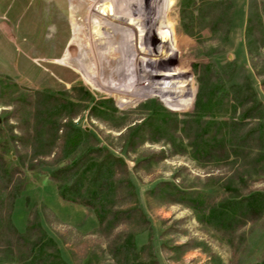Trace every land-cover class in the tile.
Returning a JSON list of instances; mask_svg holds the SVG:
<instances>
[{
  "label": "rangeland",
  "instance_id": "374dc122",
  "mask_svg": "<svg viewBox=\"0 0 264 264\" xmlns=\"http://www.w3.org/2000/svg\"><path fill=\"white\" fill-rule=\"evenodd\" d=\"M113 1L0 0V118L22 135L20 119L7 116L18 106L15 100L35 91L52 94L59 121L73 116L76 125L91 133L93 140L80 144L76 153L99 146L123 157L136 204L148 222H123L109 234L102 232L92 209L58 196L47 172L57 166L53 154L34 158L31 147L18 142L23 163L12 149L5 154L24 181L13 223L23 231L30 212L38 210L47 234L70 264H130L134 258L158 264H264V215L228 234L200 221L192 207L151 192L160 181L171 180L211 205L264 191V164L258 163L256 150L201 160L181 129L183 114L215 86L228 90L233 83H246L264 111V38L246 31L254 3L262 0H219L203 6L201 13L210 15L197 16L188 29L181 22L182 0H126L124 12L118 2L109 9ZM121 38L136 44V61L119 55ZM80 46L89 48L87 53L95 51L94 56L76 57ZM209 68L224 74L222 83L219 72ZM229 97L212 98L211 127L239 119L242 108L234 109ZM151 122L159 129L141 125ZM240 122L254 126L257 121ZM153 154L161 158H150ZM134 202L114 206L124 209ZM12 236L0 230V264H19L21 249ZM128 236L138 247L146 246L135 255L114 252Z\"/></svg>",
  "mask_w": 264,
  "mask_h": 264
},
{
  "label": "trees",
  "instance_id": "16d2710c",
  "mask_svg": "<svg viewBox=\"0 0 264 264\" xmlns=\"http://www.w3.org/2000/svg\"><path fill=\"white\" fill-rule=\"evenodd\" d=\"M219 0H182L180 16L182 25L188 29L197 16H208L201 13L203 6L209 7ZM195 10L197 13H194ZM200 11V12H199ZM201 13V14H200ZM264 0L255 2L253 11L248 17L246 31H255L264 38ZM210 69V68H209ZM209 71V70H208ZM208 71H203L207 75ZM217 81L222 83L223 73L220 70ZM226 76V75H225ZM264 82V81H263ZM264 84V83H263ZM222 85V84H221ZM203 92L202 102L194 105L190 113H184L181 129L194 157L201 160L225 159L231 156L246 155L256 150L258 163L264 164V116L261 102L248 92L247 84L233 83L228 90L225 87H213L209 94ZM230 95L234 101L233 108H242L239 119H224L212 126L208 113L213 110L212 98L222 100ZM3 92L0 91V99ZM56 98L49 93L35 91L33 95L15 100L17 107L7 112V116L20 119L22 135L14 133L13 126H5L0 118V230L13 236L19 251V264H70L65 260L58 245L43 227L38 210H33L27 219L25 229H17L12 220L15 200L24 190V181L20 170L9 165L5 154L12 149L19 156L18 142L31 147L34 158L53 154L57 166L49 169L48 177L56 183V192L65 202L88 207L94 212L98 228L109 234L117 224L136 222L147 224L148 219L143 210L136 204V191L129 179L128 166L120 155L99 146H90L81 153H76L80 144L93 140L91 133L75 124L70 116L68 121L58 119ZM214 102V100H213ZM255 119L256 125L246 126L242 120ZM180 121V120H179ZM177 129V122H173ZM233 124L236 125L234 128ZM150 131L159 129V125L151 122L141 124ZM140 126V125H139ZM239 130L238 133L234 132ZM140 138V137H139ZM150 158L157 160L158 155ZM151 192L160 194L168 202H178L192 207L198 212L200 221L212 224L224 233H232L250 221L264 215V191L252 190L243 195L237 194L214 202L211 205L195 197L192 190L181 189L171 180H163L156 184ZM194 195V196H193ZM135 200L133 205L120 209L114 205L119 201ZM4 208L5 212H4ZM117 254L129 252L134 255L143 247H138L130 236L119 242ZM130 264H158L155 260H131Z\"/></svg>",
  "mask_w": 264,
  "mask_h": 264
},
{
  "label": "bare ground",
  "instance_id": "6f19581e",
  "mask_svg": "<svg viewBox=\"0 0 264 264\" xmlns=\"http://www.w3.org/2000/svg\"><path fill=\"white\" fill-rule=\"evenodd\" d=\"M126 0H117V1H113V3L111 4V6H110V8L109 9H111V10H113L114 9V6L113 5H117V2H118V4H121L122 5V11L124 12V10H126V8H124V2H125ZM138 1H140V0H138ZM123 8H124V10H123ZM141 10H143L142 9V7H141ZM105 15V14H104ZM110 16H111V14H110ZM109 17V16H108ZM103 19V18H102ZM93 23V22H92ZM98 23V22H97ZM109 24V23H108ZM111 25V24H110ZM108 26V25H107ZM106 29H109L108 27L106 28ZM125 30V29H124ZM123 31V30H122ZM95 33H98V32H95ZM123 33H126V30L125 31H123ZM93 35V34H92ZM97 35L98 34H95V36H96V38H97ZM126 36H128V34L126 35ZM121 44L119 45V47L121 48V49H119V55H122L123 56V59H126V58H129V60L130 61H132V60H135L136 61V55H138V54H135L134 52L136 51V50H134V49H132V44L134 45V41H131L132 43L130 44V42L128 41L127 43H126V41H124V39L123 38H121ZM122 43H123V45L124 46H122ZM91 45V44H90ZM88 45H87V43H86V47H87ZM135 47H136V44L134 45ZM85 46H80V49L79 50H75V52H76V54H75V56L76 57H79L80 56V54H85L84 56L85 57H87V58H89L90 56L92 57V56H94V54H95V51H91V52H89V53H87V51L89 50V48L87 49ZM117 54V53H116ZM111 56V55H110ZM108 57V56H107ZM132 57V58H131ZM56 60H58V61H60L61 59L60 58H55ZM60 59V60H59ZM120 60V59H119ZM54 71V70H53Z\"/></svg>",
  "mask_w": 264,
  "mask_h": 264
},
{
  "label": "crops",
  "instance_id": "0c3cea01",
  "mask_svg": "<svg viewBox=\"0 0 264 264\" xmlns=\"http://www.w3.org/2000/svg\"><path fill=\"white\" fill-rule=\"evenodd\" d=\"M41 3H42L43 5H45V4H46V2H41ZM41 3H40V4H41Z\"/></svg>",
  "mask_w": 264,
  "mask_h": 264
}]
</instances>
